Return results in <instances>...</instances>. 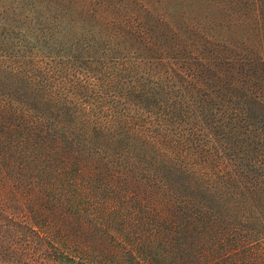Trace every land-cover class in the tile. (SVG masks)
Instances as JSON below:
<instances>
[{
	"label": "trees",
	"instance_id": "trees-1",
	"mask_svg": "<svg viewBox=\"0 0 264 264\" xmlns=\"http://www.w3.org/2000/svg\"><path fill=\"white\" fill-rule=\"evenodd\" d=\"M14 1L0 264H264V0Z\"/></svg>",
	"mask_w": 264,
	"mask_h": 264
},
{
	"label": "rangeland",
	"instance_id": "rangeland-1",
	"mask_svg": "<svg viewBox=\"0 0 264 264\" xmlns=\"http://www.w3.org/2000/svg\"><path fill=\"white\" fill-rule=\"evenodd\" d=\"M23 20V10L17 1L14 0H0V22H6V24L18 25V33L19 39L23 42L21 48H7L5 46L0 45V53L7 52V54L13 55L14 53L17 55H26V54H34V55H43V54H51L49 50H44L40 48L38 44V40H30L27 36H23L21 33L22 26L18 23ZM24 37H22V36ZM17 41V42H21ZM18 46V45H17Z\"/></svg>",
	"mask_w": 264,
	"mask_h": 264
}]
</instances>
